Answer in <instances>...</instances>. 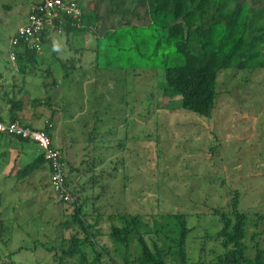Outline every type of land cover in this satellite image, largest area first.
<instances>
[{
	"label": "rangeland",
	"instance_id": "rangeland-1",
	"mask_svg": "<svg viewBox=\"0 0 264 264\" xmlns=\"http://www.w3.org/2000/svg\"><path fill=\"white\" fill-rule=\"evenodd\" d=\"M7 1L0 0V70L8 65L10 37L26 21L28 7L25 6L35 0H11L16 5L11 10L3 7V2ZM90 1H80L86 11L95 10ZM84 35L69 44L65 34L46 40L39 57L50 56L47 62L56 67L58 78L63 70L59 69L60 61L54 59L52 53L56 52L58 58L64 60L76 52L71 48L87 49L82 54L77 53L83 57V65L79 64V59V67L71 70L57 92L51 95V106L39 109L46 115H50L52 109H59L54 116V144L72 143V153H77L73 159L77 163L82 158L91 159L90 155L95 159L100 151L110 158L106 165L114 171H105L113 172L115 178L113 181L108 178L106 186L108 190L114 188L115 198L101 201L114 205L108 206L106 213L117 209L147 217L151 213L156 216L177 211L187 213L191 227L187 239L190 259L216 264L213 250L217 253L221 246L210 236L218 232L222 223L210 209L229 211L232 192L237 190L241 195L240 208L249 215L245 242L249 246L247 255L253 256L250 235L254 230L264 232V67L223 70L217 85L220 92L217 107L212 117L206 118L182 108L179 95L171 100L163 97L162 70H154L150 64H138L136 51L125 50L131 43L127 39L120 45L124 46L120 51L117 35L99 45V74L102 75L99 82H94L96 62L90 66L84 59L96 58L92 51L97 43L92 33ZM45 90L49 89H31L42 101L47 97ZM96 116H101L105 122L97 125L103 136L95 140L90 133L95 132ZM62 137L67 141H61ZM91 160L89 162L93 163ZM99 170L97 168V173ZM110 172L107 175L112 178ZM9 180H0V192L8 191L0 195V220L7 226L4 228L7 233L0 240V255L4 257L24 246L28 248L13 255L16 264H57L45 248L34 247L35 240L58 244L62 235L69 237L76 225L63 228L62 223L70 219L73 207L58 202L48 185L41 194L44 200H24L15 192L16 187L10 186ZM3 186L6 189L1 190ZM87 190L90 195L106 192L100 185L87 187ZM99 228L102 231L99 244L108 247L114 259L121 263L122 256L114 251L116 246L108 235L109 220L103 218ZM259 240L264 247V234ZM107 258L106 263L113 264ZM65 264L84 263L73 259Z\"/></svg>",
	"mask_w": 264,
	"mask_h": 264
},
{
	"label": "trees",
	"instance_id": "trees-1",
	"mask_svg": "<svg viewBox=\"0 0 264 264\" xmlns=\"http://www.w3.org/2000/svg\"><path fill=\"white\" fill-rule=\"evenodd\" d=\"M73 1L82 7L81 21H75L72 16L62 13L61 19L55 20L56 24L61 25V30L47 26L38 36L39 48L32 46L36 44L35 39L28 37L27 34H20L19 29L27 26L32 13L42 15L41 6L45 5L46 0H35L26 5L25 8L28 7L26 21L10 37L8 65L4 70L17 68L24 80L33 75L41 77L42 83L45 78L52 77L50 84H44L45 86L42 84L39 87L46 89L49 85L54 89L59 88L71 70H75L80 62L82 63L83 57L77 56L79 55L77 53L82 54L87 48H71V51L76 52L64 60H60L56 52L52 53L54 59L60 61L59 69L63 70L61 72L63 78L60 79L61 76L57 77L53 63L37 74L34 71L39 69L38 57L46 40L51 39L53 35L65 34V41L69 44L75 38H84V34L90 32L97 43L94 52L92 51L93 54L96 53V58L92 61L84 59V63L91 66L94 61L96 62L97 71L92 78L94 82H99L102 75L99 74L101 71L98 63L99 45L117 35L119 48L116 46L115 48L122 51L124 46L120 45L127 39L131 43L125 50L136 51L138 64H150L154 70L160 72L162 70L165 78L162 86L163 97L171 100L179 95L182 108L210 118L217 107L220 93L217 85L223 70L231 67H264V0H91L90 3L95 5V10L90 11L83 8L81 0H64L68 4ZM14 6L16 5L11 0L3 2L4 9L11 10ZM14 39L16 43H13ZM11 53H14V59ZM79 59L81 61L77 64ZM4 70H0V78L4 77ZM9 75L14 77L12 73ZM14 86L17 88L15 84L6 86L9 88L8 93L14 91L12 90ZM27 89L28 95H32V87ZM36 95L37 92L34 101L39 105L51 106L49 96L44 97L45 101H42V97ZM19 109H22V105ZM57 110L52 109L50 115L43 112L47 117L45 122L52 123L51 128L46 123L43 128H37L47 131L53 139L56 129L54 116ZM18 117L19 115L14 113L9 120H4L0 114V118L5 122L18 120ZM94 121L95 132L93 135L91 132L90 136L91 138L95 136V140L101 139L103 135L97 125L105 121L101 116H96ZM14 137L26 140L19 136ZM60 150L62 152L63 148ZM103 152L100 151V155L95 159L88 154L93 160L86 158L83 162L84 168L75 167L74 164H70L68 170L66 167V183L72 190L75 200L69 203L56 200L73 207L70 219L64 221L62 225L63 228L76 225L74 231L69 237L62 235V240L58 244H45L35 240L34 247L39 245L45 248L57 264H65L73 259L82 260L84 264H107V257L113 264H206L203 260L193 262L188 255L187 239L191 227L188 225L187 213L167 212L158 214L159 217L155 213L147 217L142 213L120 209L106 213L107 207L114 205L102 204L101 201L109 202V199L115 198L114 188L110 187L108 190L106 186L107 179L113 181L115 177L113 172H110L114 169L110 170L106 165L109 164L110 158ZM40 163L41 165L48 163L42 153L34 163L26 166V172L29 171L27 174L40 166ZM97 168L100 169L98 173ZM107 169L110 171L106 172ZM109 172L112 178L108 177ZM98 185L106 189V194L98 192L90 195L87 187L95 188ZM126 189L124 185V194ZM240 204L241 195L236 190L232 192L229 211L222 208L210 209V212L220 217L222 223L218 232L210 236L221 246L219 252L213 250L216 264H264V247L259 240L264 232L254 230L251 233L250 247L254 255H247L249 246L245 240L248 235L249 215L241 210ZM103 218L110 222L108 235L116 246L114 251L122 256L121 263L114 259L108 247L99 244L98 237L102 234L99 225ZM0 224L1 240L7 233L4 229L7 226L3 224V220H0ZM25 248L28 247L20 246L4 257L0 255V262L16 264L13 255ZM202 248L205 252V244Z\"/></svg>",
	"mask_w": 264,
	"mask_h": 264
},
{
	"label": "crops",
	"instance_id": "crops-1",
	"mask_svg": "<svg viewBox=\"0 0 264 264\" xmlns=\"http://www.w3.org/2000/svg\"><path fill=\"white\" fill-rule=\"evenodd\" d=\"M43 58L44 60L42 61ZM49 58L50 56L47 54H43L41 58L38 57L40 66L37 71L34 70L36 74L42 71L43 68L45 69L48 65H50V63L47 62ZM54 68L56 67L54 66ZM10 73H12L14 77L10 76ZM3 74L4 77L0 78L1 117L4 120H9L12 114L15 113L19 115L18 118L24 123L35 128H43L45 125V119H47V117H45V115L43 114V112L45 111L39 109L42 108L41 104L39 105L38 102L34 101V92L32 93V95H28L27 88H36L41 86L42 84L43 86H45L44 84H50L53 79L50 80L47 77L42 83L41 77L30 75L26 78V80H24V77L22 76L20 70L17 68L4 70ZM8 84H15L17 88L14 86L15 89H12L14 91L8 93L7 89L9 90V88L6 87L8 86ZM46 88L49 89L46 90V95L47 97L49 96L52 100L53 98L51 95L53 93H56L57 89L59 88L54 89V87H51L49 85ZM19 100L22 102H18ZM20 105H22V109H19ZM62 139L66 140L65 137H62L61 141ZM72 146V143L62 141L61 144L59 143L57 147L63 148L62 155L64 161L67 164V168L70 164H74L75 167L81 168L85 158H82L80 162L77 163V160L73 159V156H76L77 153H72ZM40 153L41 152L38 146L30 140H23L18 137L0 134V180H2L3 178L7 180L11 179L9 180L11 181L10 186L16 187L15 192L23 196L24 200H29V202H39V198L44 200L41 194H44L45 185H48L51 189V169L48 163H44L42 165L40 163V166L36 167L34 171H30V174H27V172L29 171L26 172V166L28 164L34 163ZM79 180H81V176ZM2 189H6L5 186L1 187V190ZM52 191L53 190H51L52 196L55 198V195ZM7 192L8 191L5 190V193L3 194V192L1 191L0 195H6Z\"/></svg>",
	"mask_w": 264,
	"mask_h": 264
},
{
	"label": "built area",
	"instance_id": "built-area-1",
	"mask_svg": "<svg viewBox=\"0 0 264 264\" xmlns=\"http://www.w3.org/2000/svg\"><path fill=\"white\" fill-rule=\"evenodd\" d=\"M42 15L31 14L27 26L19 29L20 34H27L28 37L35 39L36 44L32 46L40 47L39 34L50 26L61 30V25L56 24L55 20L61 19L62 13L72 16L75 21H81L83 13L82 7L79 3L73 1L70 4L65 3L64 0H46L45 5L41 6ZM14 39L13 43H16ZM14 59V53H11ZM50 128L53 126L49 121L45 122ZM0 134L19 136L26 140L34 142L40 152L44 155L51 168V188L58 201L69 203L75 200L72 190L66 183V164L63 160V155L59 147L54 144L53 138L44 129H37L25 125L20 119L14 121H3L0 118Z\"/></svg>",
	"mask_w": 264,
	"mask_h": 264
},
{
	"label": "clouds",
	"instance_id": "clouds-1",
	"mask_svg": "<svg viewBox=\"0 0 264 264\" xmlns=\"http://www.w3.org/2000/svg\"><path fill=\"white\" fill-rule=\"evenodd\" d=\"M60 149V148H59Z\"/></svg>",
	"mask_w": 264,
	"mask_h": 264
}]
</instances>
